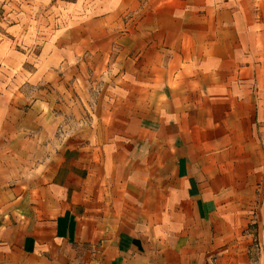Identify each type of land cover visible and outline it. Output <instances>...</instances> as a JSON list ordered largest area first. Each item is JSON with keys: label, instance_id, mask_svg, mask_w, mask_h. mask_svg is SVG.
<instances>
[{"label": "crops", "instance_id": "0c3cea01", "mask_svg": "<svg viewBox=\"0 0 264 264\" xmlns=\"http://www.w3.org/2000/svg\"><path fill=\"white\" fill-rule=\"evenodd\" d=\"M67 6L0 33V264H260L264 0Z\"/></svg>", "mask_w": 264, "mask_h": 264}, {"label": "rangeland", "instance_id": "374dc122", "mask_svg": "<svg viewBox=\"0 0 264 264\" xmlns=\"http://www.w3.org/2000/svg\"><path fill=\"white\" fill-rule=\"evenodd\" d=\"M79 0H0V33L11 36L9 30L13 25H19L17 34L13 36L14 44L21 53L40 56L49 39L57 33V28L64 21L72 20L78 13H67V5ZM91 0H84L89 4ZM80 14V13H79ZM122 32V31H121ZM68 52H71L68 50ZM83 116L90 114L85 107ZM73 126L69 127L72 128ZM73 129V128H72ZM70 132V131H68ZM263 201H264V192ZM264 204V202H263ZM264 212V205L261 206ZM264 227V225H263ZM264 242V239H263ZM264 245V244H263ZM254 257L264 264V248Z\"/></svg>", "mask_w": 264, "mask_h": 264}]
</instances>
